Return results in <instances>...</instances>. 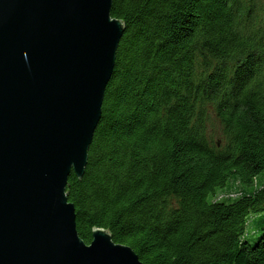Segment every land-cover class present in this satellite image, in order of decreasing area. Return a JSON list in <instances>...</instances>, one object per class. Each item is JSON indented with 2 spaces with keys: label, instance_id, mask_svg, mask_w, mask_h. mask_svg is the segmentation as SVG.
I'll use <instances>...</instances> for the list:
<instances>
[{
  "label": "trees",
  "instance_id": "obj_1",
  "mask_svg": "<svg viewBox=\"0 0 264 264\" xmlns=\"http://www.w3.org/2000/svg\"><path fill=\"white\" fill-rule=\"evenodd\" d=\"M111 13L126 29L66 189L80 236L106 228L145 264H264V219L246 238L264 184L218 198L264 173V0H113Z\"/></svg>",
  "mask_w": 264,
  "mask_h": 264
},
{
  "label": "water",
  "instance_id": "obj_2",
  "mask_svg": "<svg viewBox=\"0 0 264 264\" xmlns=\"http://www.w3.org/2000/svg\"><path fill=\"white\" fill-rule=\"evenodd\" d=\"M113 0H0V264H145L66 189L82 178L125 32Z\"/></svg>",
  "mask_w": 264,
  "mask_h": 264
},
{
  "label": "rangeland",
  "instance_id": "obj_3",
  "mask_svg": "<svg viewBox=\"0 0 264 264\" xmlns=\"http://www.w3.org/2000/svg\"><path fill=\"white\" fill-rule=\"evenodd\" d=\"M209 132L213 136L214 141H222V127L220 122L217 120L216 117H212L209 122ZM264 184V173L259 175L254 182V184H244L236 180H231L227 186L222 189H219L218 198H221L227 202H231L235 200L237 197L242 195V193H250L252 191L257 190ZM264 219V212L259 214H252L249 219L246 238L251 242L254 243L257 237L260 235L259 231V224L261 220Z\"/></svg>",
  "mask_w": 264,
  "mask_h": 264
}]
</instances>
